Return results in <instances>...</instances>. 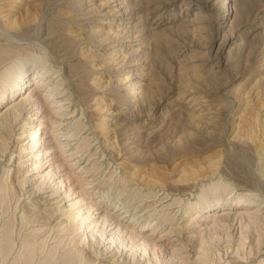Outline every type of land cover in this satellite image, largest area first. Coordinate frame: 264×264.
Masks as SVG:
<instances>
[{
    "label": "rangeland",
    "instance_id": "374dc122",
    "mask_svg": "<svg viewBox=\"0 0 264 264\" xmlns=\"http://www.w3.org/2000/svg\"><path fill=\"white\" fill-rule=\"evenodd\" d=\"M106 1L90 0V7L84 4L88 0H0V79L7 68L24 60L25 80H29L25 87L31 86L35 74H44L47 84L39 93L53 94L52 100L35 96L26 101L12 122L15 128L8 150L0 156V187L6 172L7 184L20 177L15 192L7 185L0 198V248L9 228L13 239L4 264H10L27 239L34 264L51 249L61 259L76 238L69 230L71 218L78 216L80 207L91 214L87 210L92 202H99V196L109 198L110 208L101 210L106 208L110 215L118 202L116 219L122 212L128 211V216L141 211L153 199L142 198L149 191L134 183L137 177L169 191L192 184L194 189L176 205L167 206L179 197L169 195L156 202L152 211L139 213L135 230L148 223V211L156 214L152 219L170 218L177 211L176 226L166 220L151 237L155 251L148 252V244L146 253L139 250L135 257L159 264H196L197 253L204 249L207 264H264V178L258 173L257 155L264 147V0H120L129 8L122 19L102 14L108 10L100 6ZM8 13L18 28L7 29ZM127 22L131 29L124 39L111 34L107 38V30L112 33ZM101 29L104 34H93ZM126 39L134 41L132 46L127 47ZM136 68V74L146 79L141 81L147 84L146 95L125 107L131 97L128 90L133 88L125 92L121 83ZM25 87L20 91L23 98L32 94ZM55 97L63 101L52 103ZM62 104V109L55 107ZM2 107L0 114L5 112ZM70 129L75 134L70 147L80 152L70 156L64 152L70 147H56L60 151L50 167L52 161L40 158L35 140L30 139L45 142V149L52 139L63 143L62 135ZM35 131V136L27 134ZM80 154H84L82 166L93 167L89 173L74 169L71 160ZM38 161L46 164L32 170L31 164ZM113 170L119 182L108 179ZM217 170L220 173L212 176ZM94 172L96 177H87ZM23 179L28 181L24 186ZM87 179L93 180L94 189L88 191L87 205L81 206ZM213 184L228 185L220 203L241 200L242 206L222 211L214 223L206 217L207 211H217L214 203L179 215L184 203H196L201 187L208 191ZM95 213L90 221L97 217ZM46 215L51 219L43 222ZM128 222L123 218L120 228ZM167 230L179 235L162 236ZM150 233L142 232L138 239ZM98 235L94 231L93 236ZM107 237L103 244L109 242Z\"/></svg>",
    "mask_w": 264,
    "mask_h": 264
},
{
    "label": "bare ground",
    "instance_id": "6f19581e",
    "mask_svg": "<svg viewBox=\"0 0 264 264\" xmlns=\"http://www.w3.org/2000/svg\"><path fill=\"white\" fill-rule=\"evenodd\" d=\"M118 1H120V0H108V1L104 2L103 4H101L100 6H103L102 8H103L104 11H105V9H108L106 12L103 11L104 13H102V14L103 15L106 14L108 16L116 17V18H119V19H122L125 16H127L129 14L128 13L129 12V8H127L126 6H124L123 2H118ZM89 2H90V0H88V2H86L84 4L88 5ZM88 6H90V5H88ZM102 8H101V11H102ZM87 11H85V13ZM0 15H1V13H0ZM3 16L4 15H2V17ZM7 17H8L7 24L5 22V24L7 25V29H12V28H15V27L18 28L16 26V24H15V21L14 20H10L11 17H10V14L9 13L7 14ZM127 19H131V17L128 16ZM128 25H130V22H127L126 25H124L123 28H120V29H117V30L112 31V33H111V30H107V33H106L107 34V38L109 39L110 38L109 35L111 34V35H114L113 36L114 38L118 37V39H119V37L121 36V38L124 39V37L129 33L128 30H127L129 28ZM129 29H131V28H129ZM102 30L103 29H101L99 31H95V32H93V34H95V35L96 34L97 35L98 34H104V33H102L103 32ZM99 36H97V37H99ZM129 37H130V35H129ZM102 40L103 39L101 38V41ZM126 42L128 43L127 44V47H128V46H132V42H134V41H128L127 40ZM0 45H1V43H0ZM131 52H133V51H131ZM123 58H124V56H123ZM25 65H26V62H24V60L23 61L21 60L18 65H12V66H10L2 74V77L0 79V108L3 106L4 100H6V99H7V101L9 100V103L6 104V105L4 104V106L2 107V108L5 109V112L2 113V114H0V156L1 157H3L5 155V153H6V151L8 150V141L11 139L12 134L14 132L15 126L12 127V122H15L19 118V116L21 115L22 111L26 107V101L29 100V99H32L35 96L41 97V101L52 100V96H53L52 92L48 91V93H39V90L41 88H43L44 85L47 84L46 82H44L46 80L43 79V75L44 74L41 75L42 77L39 74H35V76H33V79L34 80L32 82H29V86L31 84V86H35V88L31 89V86L30 87H25L26 83L29 81V80H27V81L25 80L26 77H27L26 76L27 72L25 70ZM136 71H138L137 68L135 69V71L133 70L132 72L128 73V75L125 77V79L123 80L122 83L120 82L122 84V86H123L122 89H125V92H126V90H128L130 88H133L131 90H128L129 92L131 91L130 92L131 97H130V100L127 101V103H125V107L128 104H130V103H134L132 101V99H136V98L140 99L141 97H143L144 95H146L145 93L147 91V84L146 83L143 84L141 82V81L146 80V79L144 78V76H142V75L139 76L138 74H136ZM50 78H51V76L49 77V79ZM48 81H50V80H48ZM24 87H25V89H30L31 90V93H32L30 96H28L26 98H23L24 93L23 94H20V91H22V89ZM54 87H57V86H54ZM58 93H61V92H57V94ZM6 94H7V97H6ZM14 95H16V96L18 95V97L15 98ZM17 98H19L20 101L17 102V103H15V101H16ZM58 98L59 97H55V99H53V101H51V102L52 103L59 104L60 102L63 101V99H58ZM96 106H97V104L94 105V107H96ZM55 107L56 108L59 107V108L62 109V108H64V104L58 105V106L56 105ZM92 111H94V109H92ZM26 113H27V111H26ZM28 114H29V111H28ZM7 117L8 118L11 117V118L8 119L9 122H7V124H5V121L7 120L6 119ZM102 121H104V119H102ZM87 122H88V117H87ZM59 124H61V122H59L58 125ZM3 126H4V128H3ZM23 126H25V125H23ZM4 132H5V134H4ZM24 132H25L24 129H22V133H20L19 136L22 137L23 134H24ZM27 134H29V136H35L37 134V132L36 131L35 132H32V133L29 132ZM38 135H40V133ZM62 136L65 138V140H64L63 143H59L55 139H52V145L51 146H47L45 149H42V146H46L47 145V144L45 145V142H43V144L42 143H39L38 144L36 142L38 140V138H35L34 139V137H32L30 139V140H35L34 149H35V151H37V150L39 151L40 150L39 151V154H38L40 156V158H42V157L44 159L48 158L47 160L49 162L52 161L51 164H49L50 167H53L54 166L55 160L57 158L56 157V153L60 151V150L58 151L56 149V147L59 148L63 144L65 146H67V147H70L71 141H72L70 138L71 137H74L75 134H72V129H70V130L66 131ZM96 140H98V137L96 138ZM88 145L89 144H87L86 146H88ZM80 148H82V147H80ZM259 148L260 149H258V153H257V155L259 157V164H258L259 170H258V173L261 174L259 176H261L262 178H264V147L261 148V146H260ZM34 149H31V151L34 150ZM75 150L76 149H72V147H70V148L66 149L64 152H70L69 155L70 156H73L74 154H77V153L80 152V151H76L75 152ZM20 152L21 151H19L18 153H20ZM83 156H84V154H80V155L72 158V160H71L72 163H73V166H75L74 169H77V173H79V174L89 173L90 170H91L90 168H93V167L82 166V163L83 162H80V161L82 160ZM40 163H41V161H38V163L33 162L31 164L30 168L32 170H35L38 167H40L42 169V167L46 163H44V164H42V163L40 164ZM107 165L109 166V164H107ZM115 171L116 170H113L111 173L109 172L110 175L108 174L109 175L108 179L113 178L114 179V182L116 183V182H119L120 177L117 178L116 176H114ZM56 172H57V170L53 174H56ZM125 172H127V171H125ZM217 173H220V171L217 170L216 173H213L212 174V176L213 175H216ZM96 175L97 174L94 172L92 175H88L87 177L94 178V177H96ZM7 176H8V172H6V179L4 181V184H3V180L1 181L2 184H1V187H0V198H1L2 192H4V189L5 188H8V186H10L11 190H13L14 192H15V190L17 188V187L15 188V186H16L15 183L19 180L20 177L15 178V180L13 179L14 181H12V180L9 179V184H7L6 183V180L8 178ZM71 176H74V174H72V175L70 174V177ZM131 176H133L132 173H131L130 177ZM3 177H4V175H3ZM115 177L117 179H115ZM121 177H123L124 179H127L126 176L123 173L121 174ZM122 181H123V179H122ZM128 181H131V180H128ZM176 181L178 183H180L182 181V179L179 177V178H177ZM27 182L28 181H26L25 179H23L22 185L24 186ZM83 182H84L83 184H84L85 187H83L82 190L80 189L82 192L84 191V193H81L82 194L81 201H80V202H82L81 203V206L82 205H87V203H86L87 200L86 199H87L88 191L91 190V189H94V187L92 186L93 185V180L92 181H89L88 180V181H83ZM111 183H112V181H111ZM134 183L137 184V186H140V188L146 189V190L149 191V192L147 191L148 193H146L145 195H142V198H144V199L145 198L146 199H153V201H154L155 198H158V199H156L157 201H155V202H153V201L147 202L146 201L148 204H147V206L144 205V207L141 209V211L136 212L134 214H130L128 216L126 215L128 211L127 212H122L121 213L122 217L120 219H116L115 213H117L119 211V204H117L118 202L115 203V204L113 203L114 204L113 207H114L115 210L113 211L114 213L112 214L113 215L112 216V215L109 214L108 210L106 209V208H108V209L110 208L109 198L108 197H105V196H99V197H97L99 199V202H92L90 204V206H89V209L87 208L88 209L87 212H91V214H87L86 212H85L86 213L85 214L84 211H82V208L80 207V208H78L76 210V213L78 214V216L71 218L70 224H72V225H71V227H70L69 230H70V233L71 234H75L76 235V238L71 239L72 247L70 249H68V251L64 252L62 256H60L61 259H58L59 256H58V258H56L55 257V249H51L50 248L51 250L48 249L49 251L47 253H45V255L40 260H38V263L37 264H56L60 260H61V264H159V261L158 260L157 261L155 260L154 263L145 262V260L143 262L142 261L143 258L139 259L138 257H135V255H137V253H138L139 250H141V253H146V248H147V245L148 244L150 245L149 246L150 248H148L147 251L149 252L150 249L152 251H155V249H156V245L155 244L156 243L155 242H152L151 237L155 235V232H156V230L158 228H160V229L162 228L161 227V225H162L161 223L165 222L166 220H171V222H174V225H175V223H176L175 216H176L177 211H176V213L171 214V217L169 216L170 218H168V217L167 218L160 217V218H153V219L151 217L152 216H155L156 214L150 213V211H152L155 208L154 205H155L156 202L163 201L169 195H171L173 198L175 196H179V197H178V199H174L172 201V203L171 204H168L167 206L170 207L172 205H176L177 203L182 202L183 200L180 197L181 196L184 197V196H187V195H192L193 189H194V186H193L194 184H192V186H186L184 188H176L174 190H170L169 191V189H164L162 186L156 185L155 182H152V180H149V179L143 178V177H137L135 179ZM158 184H160V183H158ZM61 186H62V183H61ZM227 187H228V185H225V184L223 186L217 185V184H213L212 187L211 186H210V188L207 187L208 188L207 189L208 191H206V189H205L204 186L201 187L200 194L197 196V198L195 200L196 203L194 202L195 204H192L190 201H187L186 203H184L183 204L184 207L181 208L182 211H181V213L179 215L181 216V214H183V215L189 214L192 210H197V209L198 210H203L206 207L208 208L210 206V204L214 203V208L215 209L217 208V211H214V209L212 211H207L206 217L211 219L210 220V223L216 222L218 220L217 218L219 217V214L222 211H228V210H230L231 206H234V207H237V206H240V205L242 206V203H243V201H241V200H238V201H235V202L234 201H231V202H227L226 201L225 203H220L219 202L221 200V195L220 194L221 193H224L225 190L227 189ZM137 188H139V187H137ZM109 189H110V187H109ZM85 190H86V192H85ZM5 191H6V189H5ZM91 191H90L89 195H93L94 194ZM161 191H162V195L159 197L158 196V193H160ZM63 193H69V192L64 191ZM11 195H13L12 192H11ZM3 196H6V195H3ZM67 196H69V195H67ZM138 197H140V196H138ZM4 199H5V197H4ZM73 204L74 203H71L70 204V207ZM105 206H106L105 210L104 209L101 210ZM262 208H264V206H262ZM137 209H139V207L135 208V210H137ZM144 209H146V210H149L150 209V211H148L149 212V215L147 214L149 216V220H150V221L148 220V223L149 224L148 223H143V224L139 225V230H135L134 229V226L138 225V220H139V217H140L139 216V213L143 212ZM95 211H96L95 214H97V217L95 219H93L92 221H90V218L94 214ZM199 212L200 211H196L194 213L195 216L198 217V218H200V216H197V213H199ZM79 213H80V215H79ZM162 213H163V211H162ZM37 217H39V216L37 215ZM126 217L129 218L128 226H125L124 229H122L119 226V222L121 220H123V218L126 219ZM39 219L40 218H38V220ZM50 219H51V216L50 215L49 216L46 215L43 218V222H48ZM193 220H195V219H191V221H193ZM11 222H12V220H11ZM98 222H99V224H98ZM7 225H10V223L9 224L7 223ZM13 225L14 224H12L11 226H13ZM8 228H9V226H8ZM166 228H168V227H166ZM177 228H179V226ZM9 229H7L8 231H5L6 233L1 238V239H3L2 240L3 241V245L0 248L1 253H2V257L0 259L1 260V264H4L5 263V259H6L7 255H8V253L13 248V241H12L13 239L11 240V234H12L11 232H12V229L11 228H9ZM94 231H96V233L99 232L100 235H98L97 237H94L93 236ZM147 231H150L151 232L149 237L141 236L140 239H138L142 232H147ZM125 232H126V234H124ZM88 233H89V235H87ZM173 233H176V234L179 235L178 232H175V231H172V230H167L166 231V234L165 235H162V236H171V234H173ZM106 234H108L110 236L109 237V242L106 243V244H103L102 240L103 239L106 240V237L108 236V235L105 236ZM27 236H24V237H27ZM27 240L19 248L18 252L15 254V256L11 260L10 264H34L33 263V259H34V255L35 254L33 252V248L31 246V242H28ZM123 242H126V244L123 243ZM101 245L104 248L103 250L101 249L102 251H100V249H99V247ZM254 249H256V248H254ZM71 251H75V256H74V254H73V257H72V255H70ZM127 253H129V254L127 255ZM141 253H139L138 256H140ZM207 257H208L207 256V252L204 249H202L200 252L197 253L196 262L198 264H207V260H208Z\"/></svg>",
    "mask_w": 264,
    "mask_h": 264
}]
</instances>
